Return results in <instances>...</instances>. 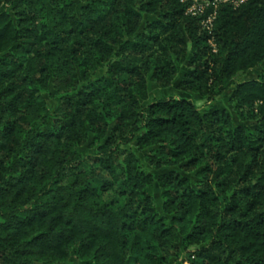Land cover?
<instances>
[{"label": "trees", "instance_id": "obj_1", "mask_svg": "<svg viewBox=\"0 0 264 264\" xmlns=\"http://www.w3.org/2000/svg\"><path fill=\"white\" fill-rule=\"evenodd\" d=\"M208 1L0 0V264H264V0Z\"/></svg>", "mask_w": 264, "mask_h": 264}, {"label": "rangeland", "instance_id": "obj_2", "mask_svg": "<svg viewBox=\"0 0 264 264\" xmlns=\"http://www.w3.org/2000/svg\"><path fill=\"white\" fill-rule=\"evenodd\" d=\"M208 5H209V1L208 0H193L192 7L195 6L196 13H199V12H201V10L204 11L208 7ZM186 70H187L186 65L180 66L179 72H178V75H177V81H179L183 77V75H184ZM261 70H262V66H258L256 68L248 71L244 75H241L238 78V81L244 82V81H248V80L254 79L261 73ZM232 89L233 88H231V90ZM231 90L224 92L223 94L218 96L214 101L210 102V101H207L206 99H204L203 97H201L199 95L192 94V93L180 92L174 86L170 87V88H161V87L157 86L156 83H154L153 81L150 80V81H148V91H149L148 102H151V101L156 100V99H160L162 97H169V96H175V97H178V98L192 99L203 110H209V109H223V110H226L227 112H229L231 114L235 124H240V125L248 127L249 125L252 124V122L251 121H247V120H242V118H240L238 113L235 111L234 105L229 100V94H230ZM54 94H55V92L53 90L51 92H47L45 94V96L47 98V101H48V105H50V106H55L56 105V101L53 98ZM129 147L131 149L135 150L141 158L143 157V152L137 151L135 143L130 144ZM80 150L87 157L88 162H91L90 159H89V156L93 154V152H94L93 148H90L88 146H84V147L80 148ZM147 167H148L149 170L156 172L150 166H147ZM68 177H69V175L66 174L63 177L64 181ZM118 191H119V189L115 188V190L102 193L101 194V199L104 202L117 203L118 201H120V195H118ZM151 192H152V195L155 198L156 208L158 210H160L161 209V204H162V197H161V191H160L157 183H155V185L153 187V190ZM193 249H194L193 247H189L187 250L186 249H182L180 255L178 257H176V258H172L167 264H192L191 259H193V257L190 255V252L193 251Z\"/></svg>", "mask_w": 264, "mask_h": 264}, {"label": "built area", "instance_id": "obj_3", "mask_svg": "<svg viewBox=\"0 0 264 264\" xmlns=\"http://www.w3.org/2000/svg\"><path fill=\"white\" fill-rule=\"evenodd\" d=\"M224 1H228V0H224ZM244 1H245V0H230V2H231L233 5H235V6L239 5L240 3L244 2ZM189 11L192 12L193 14H196L195 6L191 7V8L189 9ZM201 11H202V10H201ZM212 19H213L212 16L208 17V19L206 20L205 24H206V25H207V24L209 25V24L211 23Z\"/></svg>", "mask_w": 264, "mask_h": 264}]
</instances>
